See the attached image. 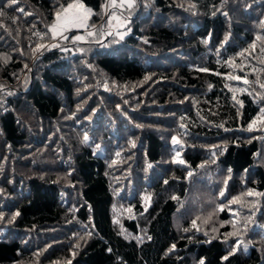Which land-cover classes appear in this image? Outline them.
Listing matches in <instances>:
<instances>
[{
	"label": "trees",
	"instance_id": "trees-1",
	"mask_svg": "<svg viewBox=\"0 0 264 264\" xmlns=\"http://www.w3.org/2000/svg\"><path fill=\"white\" fill-rule=\"evenodd\" d=\"M72 1L0 0V264H264V0Z\"/></svg>",
	"mask_w": 264,
	"mask_h": 264
},
{
	"label": "rangeland",
	"instance_id": "rangeland-1",
	"mask_svg": "<svg viewBox=\"0 0 264 264\" xmlns=\"http://www.w3.org/2000/svg\"><path fill=\"white\" fill-rule=\"evenodd\" d=\"M70 4H83L85 9L90 10V14H88L86 20H82V27L70 26L67 30H64L60 24L62 23L63 16L65 14L64 10L68 8L69 4L59 10L58 12L61 14V19L58 21L56 14L54 22L51 26V32L55 40L50 43V47H54L56 45L63 46L65 44L69 46L71 44H78L81 42H90L98 34L103 37L101 41L104 39L108 40L110 39L113 30L115 31V35L112 38V41L122 40L130 31L128 22L131 18L130 14L135 11L137 0H107L104 16H106V18L108 17V19L102 21L103 23L100 25L91 23V18L94 13L91 7L85 5L79 0H73ZM80 11L81 10L79 9H70L69 14L79 13ZM53 25H57L55 30L53 29ZM102 28L104 29L102 30ZM77 37H82V39H76Z\"/></svg>",
	"mask_w": 264,
	"mask_h": 264
},
{
	"label": "snow or ice",
	"instance_id": "snow-or-ice-1",
	"mask_svg": "<svg viewBox=\"0 0 264 264\" xmlns=\"http://www.w3.org/2000/svg\"><path fill=\"white\" fill-rule=\"evenodd\" d=\"M16 2H17V0H12L13 4H15ZM70 9H79L81 11L79 13L69 14ZM21 11H22V9H21ZM64 13L65 14L63 16V20H62V23L60 24V26L64 30H67V28L70 26L71 27H82L83 26L82 20L87 19L88 14H90V10L85 9L83 4H69L68 8L64 10ZM0 15H4V13L0 12ZM60 19H61V14L58 12L57 13V20L60 21ZM56 27H57V25H53L54 30ZM76 39H82V37H77ZM253 47H255V45H253ZM241 55H243V53ZM237 79H239V77H237ZM261 87H264V84H262ZM85 140H87V136H85ZM174 143H178V141H176L175 138H174ZM180 162L183 163V161H180ZM189 176H191V172H189ZM221 195H223V193H221ZM249 195H251V193H249ZM195 224H196V221H193V226H195ZM173 247H175V246H173Z\"/></svg>",
	"mask_w": 264,
	"mask_h": 264
}]
</instances>
